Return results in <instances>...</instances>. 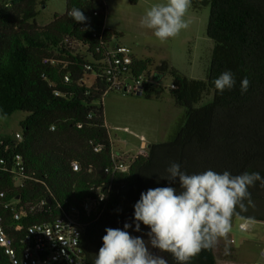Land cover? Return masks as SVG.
Here are the masks:
<instances>
[{
    "label": "trees",
    "instance_id": "obj_1",
    "mask_svg": "<svg viewBox=\"0 0 264 264\" xmlns=\"http://www.w3.org/2000/svg\"><path fill=\"white\" fill-rule=\"evenodd\" d=\"M44 2L0 0V213L16 242L23 232L15 225L28 228L76 213L84 218L85 200L112 179L106 172L114 145L104 106L111 85L106 51L112 36L121 34L105 28V0H67L64 14L39 26V5ZM192 5L212 7V65L202 79L181 73L168 60H161L155 71L150 70L152 59L136 57L130 66L132 78L144 72L148 80L153 74L155 79L174 77L171 94L186 117L177 137L152 143L149 155L136 160L128 181L118 186L114 209L87 226L83 246L92 264L108 227L149 241L150 229L142 222L141 230L135 231L134 205L149 188H179L178 180L161 178L172 163L187 174L211 169L233 175L259 172L264 177V0H192ZM74 7L88 20L74 21L68 15ZM228 70L236 83L221 93L214 80ZM245 77L250 84L242 94ZM146 86L142 96L163 97L165 88L156 82ZM210 97L212 101L203 105ZM17 111L26 117L21 129L11 132L5 120ZM74 160L79 170L73 168ZM24 206V216L16 221L13 208ZM260 209L237 211L264 220ZM125 223L132 227L124 229ZM150 250L168 264H178L170 253ZM0 264H13L2 244ZM190 264H217L214 246Z\"/></svg>",
    "mask_w": 264,
    "mask_h": 264
},
{
    "label": "clouds",
    "instance_id": "obj_2",
    "mask_svg": "<svg viewBox=\"0 0 264 264\" xmlns=\"http://www.w3.org/2000/svg\"><path fill=\"white\" fill-rule=\"evenodd\" d=\"M192 0H165L152 4L141 19V26L152 30L154 36L165 43L177 37L189 27L186 19ZM68 15L76 22L88 18L81 8H72ZM236 81L234 74L224 71L214 80L215 88L223 93L232 89ZM250 81H241L240 91L245 93ZM168 175L161 176L170 182L178 180L179 188L173 186L149 188L140 194L134 205L135 231H140V223L147 226L149 241L130 232L108 227L102 237L95 264H168V261L155 255L151 249L170 253L178 264H190L201 251L212 248L216 242L227 239L232 231L233 217L247 211L252 203L249 188L259 181L264 185V177L259 172H243L233 175L206 170L187 174L178 163L167 169ZM103 199V197H101ZM242 230L251 227L250 217L241 216ZM132 227L125 223L124 229Z\"/></svg>",
    "mask_w": 264,
    "mask_h": 264
},
{
    "label": "rangeland",
    "instance_id": "obj_3",
    "mask_svg": "<svg viewBox=\"0 0 264 264\" xmlns=\"http://www.w3.org/2000/svg\"><path fill=\"white\" fill-rule=\"evenodd\" d=\"M108 7V22L121 34L124 43L130 46L135 57L152 59L154 63L150 70H156L161 60H168L171 65L189 77L202 79L212 65V53L215 41L210 35L212 7L196 9L193 5L186 19L189 27L182 30L167 42L161 43L152 30L141 26V19L146 10L155 3L165 0H105ZM39 5L37 24L45 26L54 20L56 14L67 11V0H45ZM95 77L89 79L92 84ZM174 77H163L161 87L165 88L162 98L147 99L142 95H131L121 90L110 91L105 99V114L108 127L114 142V149L124 156L137 154L147 144L167 141L177 137L183 125L186 111L175 104V99L168 88ZM212 101V97L203 103ZM25 112L17 111L5 121L9 123L8 130H20ZM147 155V156H148ZM195 160V159H194ZM193 160V161H194ZM134 171V170H133ZM121 184V183H120ZM252 203L250 209H260L264 213V185L256 182L249 188ZM238 212V211H237ZM239 213V212H238ZM241 215L233 217L232 231L227 239H219L214 245L217 264H255L264 263V220H252L248 230L240 228Z\"/></svg>",
    "mask_w": 264,
    "mask_h": 264
},
{
    "label": "built area",
    "instance_id": "obj_4",
    "mask_svg": "<svg viewBox=\"0 0 264 264\" xmlns=\"http://www.w3.org/2000/svg\"><path fill=\"white\" fill-rule=\"evenodd\" d=\"M108 23L107 12L105 28L108 27ZM135 58L132 48L121 42L119 35L114 34L111 46L106 51V63L109 65L106 74L111 82L108 93L118 89L127 94L142 95L147 89L146 82L151 81L161 87L163 78L155 79L154 74L149 77V80L147 72L135 78L131 77L130 66ZM89 68L92 67L89 66ZM67 79L69 80V77ZM168 88L175 89L176 84L172 82ZM147 155L145 142L139 153L129 156H124L120 151L115 150L113 145V160L106 168V172L112 176V179L106 186H98L95 196L86 199L83 203L82 211L84 218L87 219L86 222L83 221L82 214L76 213V215H61L54 220L38 222L28 228L18 224L14 228L23 234L16 242L14 235L9 231L5 216L0 213V244L5 248L13 264H92L83 246L87 226L114 209L113 204L119 184L128 181L136 160L140 156ZM72 165L75 170L80 169L78 160H74ZM26 208L25 206L21 209L13 208L16 221L22 219ZM255 264L264 263L259 261Z\"/></svg>",
    "mask_w": 264,
    "mask_h": 264
},
{
    "label": "crops",
    "instance_id": "obj_5",
    "mask_svg": "<svg viewBox=\"0 0 264 264\" xmlns=\"http://www.w3.org/2000/svg\"><path fill=\"white\" fill-rule=\"evenodd\" d=\"M105 3H106V1H105ZM106 5H107V4H106ZM108 24H109V25H108L109 27H111L113 30H115V31H117V32L119 33V31H118L117 29H115V27H114L113 25L110 26V23H108ZM121 42H123L122 39H121ZM123 43H124V42H123ZM160 142H161V141H160Z\"/></svg>",
    "mask_w": 264,
    "mask_h": 264
}]
</instances>
